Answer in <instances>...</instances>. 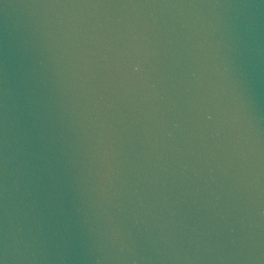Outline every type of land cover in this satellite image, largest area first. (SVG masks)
<instances>
[{
  "label": "water",
  "instance_id": "1",
  "mask_svg": "<svg viewBox=\"0 0 264 264\" xmlns=\"http://www.w3.org/2000/svg\"><path fill=\"white\" fill-rule=\"evenodd\" d=\"M0 264H264V0H0Z\"/></svg>",
  "mask_w": 264,
  "mask_h": 264
}]
</instances>
